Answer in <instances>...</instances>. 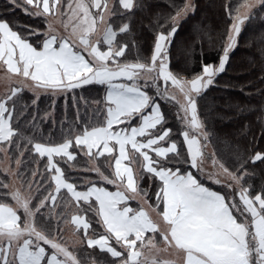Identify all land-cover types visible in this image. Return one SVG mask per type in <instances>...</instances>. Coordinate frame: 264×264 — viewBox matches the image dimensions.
I'll return each mask as SVG.
<instances>
[{
  "label": "snow or ice",
  "instance_id": "obj_1",
  "mask_svg": "<svg viewBox=\"0 0 264 264\" xmlns=\"http://www.w3.org/2000/svg\"><path fill=\"white\" fill-rule=\"evenodd\" d=\"M5 5L0 154L19 184L0 180V264H264V181L249 183L264 175V0H221L215 35L199 0ZM257 31L260 105L221 107L212 93L236 87L222 74Z\"/></svg>",
  "mask_w": 264,
  "mask_h": 264
},
{
  "label": "trees",
  "instance_id": "obj_2",
  "mask_svg": "<svg viewBox=\"0 0 264 264\" xmlns=\"http://www.w3.org/2000/svg\"><path fill=\"white\" fill-rule=\"evenodd\" d=\"M156 3L161 5V10L167 11L168 9V0H155ZM177 2H180V0H177ZM201 12L199 15L198 20L202 22V26L206 29L212 30V34H218L220 32H223L224 29V22L223 18L220 14V4L221 0H199ZM234 4L243 3V0H233ZM5 0H0V12H3L5 8ZM10 7V6H9ZM15 20L19 21L20 23H32L31 18L24 15L22 11L17 9L14 13ZM147 21H145V24ZM246 41L249 44H252L253 46L248 51H238L235 55V58L232 61V66L229 68L228 72L226 74H222L221 79V85H223L225 82L232 83L236 85L235 88L231 89H223L222 87H218L212 95L216 98L217 103L219 106L223 107L225 104V100H229L233 104H238L241 107L245 105H250L253 108H258L260 105V98L258 95H256V89L249 85L250 81H257L258 80V67L255 64H252L250 66V61L253 59L258 60L259 59V48H260V33L257 32H250L246 37ZM185 34L182 33L177 40V44L175 49L173 50V64H178L183 66L186 60V52H185ZM215 53L209 52L208 56L209 59H211L212 56H214ZM241 85H246L244 92H241L239 90ZM249 93L253 95H249ZM27 95H32L30 92L27 93ZM92 96L96 95V92L93 91L91 93ZM44 99V98H42ZM48 101L44 99V103L41 105L42 108L47 106ZM58 103L62 104L63 100L59 101ZM172 103L166 104V108H170L175 111L173 108ZM225 112H228L229 115H233L232 112H230L227 108H224ZM242 116L248 117L251 121L256 122L257 116L253 114L252 112H244L241 114ZM235 119H240V116H235ZM171 120V117H170ZM247 122V121H245ZM230 123L229 121H225L223 123H217L216 127L218 129L224 128L225 124ZM45 130H47V126H45ZM235 130V129H231ZM258 135V132H257ZM222 147V145H221ZM0 157H2V154H0ZM86 163V161H81V164ZM98 165L103 163V158H100L99 161L96 162ZM88 166H91L89 163ZM135 166V165H133ZM93 179H95V174H90ZM0 180H4L8 183L9 176H7L6 172H4L0 167ZM262 181H264V175L260 174L259 169H256V174L252 177V179L249 181V183H252L257 188L261 185ZM111 189V186H109ZM214 188H219L217 186H214ZM114 190V189H113ZM70 221V219H69ZM68 223L62 224L61 229L62 232L65 231L66 225Z\"/></svg>",
  "mask_w": 264,
  "mask_h": 264
},
{
  "label": "rangeland",
  "instance_id": "obj_3",
  "mask_svg": "<svg viewBox=\"0 0 264 264\" xmlns=\"http://www.w3.org/2000/svg\"><path fill=\"white\" fill-rule=\"evenodd\" d=\"M4 68H0V94L6 92L8 90V88L11 86L10 83L7 81L6 79V73L3 71ZM171 91V89H170ZM208 163V167L210 168L211 165H210V161L207 162ZM10 165V161H7L2 157H0V167L1 169L4 171L8 166ZM135 168V166H133ZM5 172V171H4ZM8 183H16V184H19V181H14L13 178L11 176H9V181ZM219 187V186H217ZM132 206L133 207H136V203L133 202L132 203ZM78 237H77V234L75 233L74 231V227L71 225L70 221L68 222V224L66 225V229L65 231L63 232V240L66 242V244L70 247L73 246V242L75 240H77ZM159 255V254H157ZM163 258H166L165 256H161V259Z\"/></svg>",
  "mask_w": 264,
  "mask_h": 264
},
{
  "label": "crops",
  "instance_id": "obj_4",
  "mask_svg": "<svg viewBox=\"0 0 264 264\" xmlns=\"http://www.w3.org/2000/svg\"><path fill=\"white\" fill-rule=\"evenodd\" d=\"M6 73V69L3 70Z\"/></svg>",
  "mask_w": 264,
  "mask_h": 264
}]
</instances>
